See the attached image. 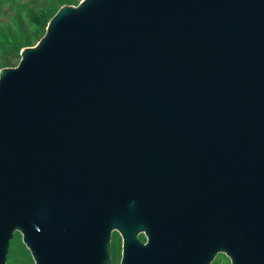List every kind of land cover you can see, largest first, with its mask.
<instances>
[{
    "label": "water",
    "instance_id": "95a60500",
    "mask_svg": "<svg viewBox=\"0 0 264 264\" xmlns=\"http://www.w3.org/2000/svg\"><path fill=\"white\" fill-rule=\"evenodd\" d=\"M0 69V264H264V0H80ZM144 233V243L139 234Z\"/></svg>",
    "mask_w": 264,
    "mask_h": 264
},
{
    "label": "trees",
    "instance_id": "16d2710c",
    "mask_svg": "<svg viewBox=\"0 0 264 264\" xmlns=\"http://www.w3.org/2000/svg\"><path fill=\"white\" fill-rule=\"evenodd\" d=\"M80 0H0V69L16 66L21 50L32 46L46 32L49 20L64 4ZM112 264H119L121 236L115 231L111 240ZM6 264H35L32 254L15 231L10 241ZM211 264H231L225 253H218Z\"/></svg>",
    "mask_w": 264,
    "mask_h": 264
},
{
    "label": "flooded vegetation",
    "instance_id": "af4514ba",
    "mask_svg": "<svg viewBox=\"0 0 264 264\" xmlns=\"http://www.w3.org/2000/svg\"><path fill=\"white\" fill-rule=\"evenodd\" d=\"M115 231H117V230H113V232H115ZM113 232H112V234H113ZM118 232V231H117ZM119 233V232H118ZM120 234V233H119ZM121 236V235H120ZM139 237H140V239L144 242V243H147L148 242V238H147V236L144 234V233H140L139 234ZM111 240H112V238H111ZM111 257H112V252H111ZM121 258H122V237H121V255H120V259H119V264H120V262H121Z\"/></svg>",
    "mask_w": 264,
    "mask_h": 264
}]
</instances>
